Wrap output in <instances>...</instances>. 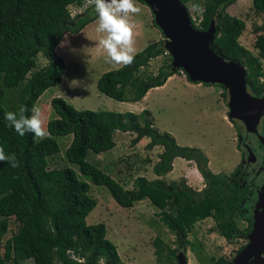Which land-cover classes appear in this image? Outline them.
I'll return each instance as SVG.
<instances>
[{"label": "trees", "instance_id": "trees-1", "mask_svg": "<svg viewBox=\"0 0 264 264\" xmlns=\"http://www.w3.org/2000/svg\"><path fill=\"white\" fill-rule=\"evenodd\" d=\"M85 0H0V146L7 155L15 154L18 167L0 162V264H130L120 259L116 245L106 236L103 222L87 223L85 217L96 204L88 194V183L78 178L69 166L48 167L47 156L58 151V135L72 134L64 157L76 163L82 174L107 187L121 206L148 199L158 208V219L183 242L190 245L200 262L197 244L185 239L193 225L206 217L214 220L220 235L232 240L244 234L238 225L237 199L233 197L228 174L213 172L206 154L196 146L179 145L175 138L155 128L149 111L92 110L75 108L61 96L50 104L56 116L46 128L50 136L36 141L31 133L23 137L7 126L6 111L18 112L20 105L30 110L38 96L61 80L65 64L55 46L66 31L77 32L97 17L93 6L72 14L69 6H81ZM142 1V0H141ZM189 0H181L185 5ZM201 17L194 27L206 29L214 20V50L241 62L246 69L247 88L260 95L264 77V33H258L254 53L239 41L245 21L226 11L235 0H201ZM144 2V1H142ZM256 13L264 16V0H252ZM153 23L154 19H153ZM262 29L261 27H258ZM163 39L151 41L134 52V62L102 72L96 87L117 100L136 101L150 87L161 85L179 71L171 67V55ZM46 62L37 65L38 53ZM167 53L156 72L149 71L150 60ZM188 78V76L186 75ZM189 79V78H188ZM190 80V79H189ZM204 83V82H202ZM209 84V83H207ZM216 85L222 86L218 83ZM115 130L134 131L135 140L148 136L146 147L161 146L152 166L157 177H132L125 188L98 165L85 159L87 150L111 148ZM193 160L204 180L194 189L183 179L166 182L162 178L172 168L173 158ZM158 262L176 264V247L156 236L153 241ZM228 255L209 256L203 264H225Z\"/></svg>", "mask_w": 264, "mask_h": 264}, {"label": "rangeland", "instance_id": "rangeland-1", "mask_svg": "<svg viewBox=\"0 0 264 264\" xmlns=\"http://www.w3.org/2000/svg\"><path fill=\"white\" fill-rule=\"evenodd\" d=\"M136 3L141 12L137 15L130 14L128 18L129 23L133 25L134 52L151 41L163 39L161 29L153 23L154 16L149 6L141 0H136ZM87 6L94 8L90 0H85L81 6L70 5L69 9L75 14ZM186 6L190 17L197 24L201 17L202 1L189 0ZM225 9L245 21V28L238 39L241 44L256 53L254 41L258 33H264V16L254 11L252 0H235L226 5ZM97 28L98 18L95 17L77 32L66 31L55 46V52L63 58L65 64L61 80L47 87L34 103L41 109L45 126L50 118L56 116L50 104L53 96H61L78 109L134 112L147 109L155 128L171 134L179 145L199 147L206 154L211 171L229 173L239 161V151L235 127L228 116L226 89L215 83L189 80L183 70L179 69L167 77L163 84L150 87L139 100H117L107 96L97 89L96 79L102 72L120 65L106 62L107 51L100 41L107 33L98 32ZM166 55L165 52L152 58L149 71L156 72ZM46 60L39 52L37 65L44 64ZM262 62L264 68V60ZM71 137V133L55 137L59 149L47 156L48 167L69 165L75 170L78 178L88 183L87 192L96 199V204L87 213L85 220L87 223L105 224L106 236L116 245L122 261L130 264H174L157 261L153 243L156 236L176 247V250H185L187 264L208 263L209 256L232 254L241 244L240 238L228 240L220 235L211 217L199 220L186 238L197 244L196 251L204 258V261L200 262L190 245L185 244L179 234L169 231L158 219V208L148 199L136 201L130 207L121 206L113 199L105 185L92 182L88 175L80 172L76 163L67 161L64 150ZM135 137L134 131L115 130V144L111 148L99 152L89 149L85 159L98 165L125 188L132 187V177L138 174L149 179L157 177L152 171V166L158 159L161 146L148 148V136L137 140ZM162 178L166 182L183 179L194 189L204 186V180L194 161L180 156L173 158L171 170Z\"/></svg>", "mask_w": 264, "mask_h": 264}, {"label": "water", "instance_id": "water-1", "mask_svg": "<svg viewBox=\"0 0 264 264\" xmlns=\"http://www.w3.org/2000/svg\"><path fill=\"white\" fill-rule=\"evenodd\" d=\"M150 8L155 24L164 35L163 46L171 55V67L181 68L192 81L218 83L228 95V116L241 120L247 130L255 131L264 115V77L260 95L247 88L246 69L240 61L218 54L213 46L214 20L206 29L194 27L187 6L181 0H142ZM253 239V238H252ZM247 243L234 256L232 264H242L253 248ZM176 264H187L185 253L175 254Z\"/></svg>", "mask_w": 264, "mask_h": 264}, {"label": "flooded vegetation", "instance_id": "flooded-vegetation-1", "mask_svg": "<svg viewBox=\"0 0 264 264\" xmlns=\"http://www.w3.org/2000/svg\"><path fill=\"white\" fill-rule=\"evenodd\" d=\"M232 125L239 161L227 174L233 197L237 199L236 221L245 232L237 237L242 242L232 254H227L225 264H232L234 256L251 240L253 248L242 264H264V115L256 131H247L238 119H232Z\"/></svg>", "mask_w": 264, "mask_h": 264}, {"label": "clouds", "instance_id": "clouds-1", "mask_svg": "<svg viewBox=\"0 0 264 264\" xmlns=\"http://www.w3.org/2000/svg\"><path fill=\"white\" fill-rule=\"evenodd\" d=\"M98 18V32H106L107 35L100 43L106 49L108 59L106 62L130 66L135 59L133 48V25L129 23V15H137L141 8L136 0H90ZM26 105H20L18 112L6 111L4 119L7 126L24 136L31 133L34 140L41 141L50 136L40 107L33 105L30 110ZM0 162H7L12 167H18L15 154L7 155L4 148L0 146ZM83 264V261L80 262Z\"/></svg>", "mask_w": 264, "mask_h": 264}, {"label": "built area", "instance_id": "built-area-1", "mask_svg": "<svg viewBox=\"0 0 264 264\" xmlns=\"http://www.w3.org/2000/svg\"><path fill=\"white\" fill-rule=\"evenodd\" d=\"M180 70L182 71L183 69L180 68ZM182 72H183V74H185L184 70Z\"/></svg>", "mask_w": 264, "mask_h": 264}]
</instances>
